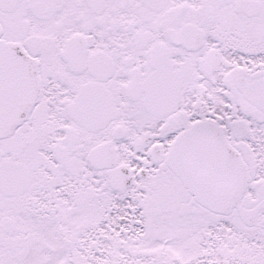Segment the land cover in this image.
Segmentation results:
<instances>
[{
  "label": "snow or ice",
  "instance_id": "snow-or-ice-1",
  "mask_svg": "<svg viewBox=\"0 0 264 264\" xmlns=\"http://www.w3.org/2000/svg\"><path fill=\"white\" fill-rule=\"evenodd\" d=\"M0 264H264V0H0Z\"/></svg>",
  "mask_w": 264,
  "mask_h": 264
}]
</instances>
